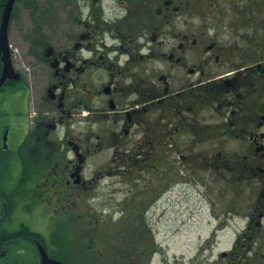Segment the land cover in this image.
<instances>
[{
    "label": "flooded vegetation",
    "instance_id": "obj_1",
    "mask_svg": "<svg viewBox=\"0 0 264 264\" xmlns=\"http://www.w3.org/2000/svg\"><path fill=\"white\" fill-rule=\"evenodd\" d=\"M23 20L32 69L11 52L0 89H43L1 126L0 264H154L175 186L213 222L181 264H264V0H13Z\"/></svg>",
    "mask_w": 264,
    "mask_h": 264
},
{
    "label": "rangeland",
    "instance_id": "obj_2",
    "mask_svg": "<svg viewBox=\"0 0 264 264\" xmlns=\"http://www.w3.org/2000/svg\"><path fill=\"white\" fill-rule=\"evenodd\" d=\"M26 27L27 26L24 20L23 22L14 21L11 24L8 38L12 52L16 53L17 56L20 54V56L23 57L24 67H27V71L30 72L32 69V59L27 54V48L29 45L25 40H22L23 35L29 31L30 28ZM30 83L32 85L31 88H29L27 84L24 86V88H22L21 84L19 83L16 85V87L4 86L2 89H0V135L2 124L9 123L11 121V118L14 114L13 107L15 106L16 102L22 103V106L25 110L26 108H29V99H31V101H33L35 104L34 108H36L38 96L42 93L43 88H34L33 82L31 80ZM83 125L84 124H81L80 126ZM10 140L11 139H9V142ZM10 146H13L11 142ZM156 190L158 191L159 189ZM250 190L253 195H255L257 192L254 187H252ZM95 192H97L99 199H97L96 195H93L94 197L91 202L88 203V205H90L92 208V212L97 213L100 212L98 207L99 204L97 203L100 202V199L103 196H120L117 189H107L104 184L103 187L101 186L100 188L95 189ZM165 194V197H167L168 201L166 202L164 199V202L161 203V207H159L156 214L157 219L155 221V226L162 234L158 236L164 247L162 252L165 251V256L171 262H178V264H181L183 260L196 253V248H198L197 244H199L203 238L207 239V237L205 238V235L208 232L207 230L212 227L213 222L209 221V218L203 210V207L200 208V205L196 206L194 204L195 200L192 193L189 194L187 200L188 202H185V196L179 186H175V188L171 190V193ZM243 202L244 201L241 200L236 201V203L233 205L234 208H237L238 210L245 208L246 204ZM186 205L189 206L190 210L185 213L184 208ZM162 209H167V212H165L166 214L163 216L160 214ZM97 219V222L94 221L93 217L91 222L81 221L77 224V228H79L80 232L76 231V234L74 237H72V241L76 243L79 246L78 248L82 249L83 251L86 250L84 247L88 242H90V240L94 241V246H99L98 242L101 239V236L86 233L87 228L93 230V228H96L95 225L97 224L99 225V228L102 229L104 226L108 225V223H106L101 216L98 215ZM240 225H242V222L238 220L236 226L239 227ZM232 239V234L229 233V231L217 236L219 248L225 247L228 244L230 245ZM262 242L263 239L260 238V240H258V244H264V242ZM159 256L158 259L156 258V262L157 264H162L161 261H164L162 259L163 257L160 258Z\"/></svg>",
    "mask_w": 264,
    "mask_h": 264
},
{
    "label": "water",
    "instance_id": "obj_3",
    "mask_svg": "<svg viewBox=\"0 0 264 264\" xmlns=\"http://www.w3.org/2000/svg\"><path fill=\"white\" fill-rule=\"evenodd\" d=\"M13 0H8L4 11L2 13V19L0 23V60L2 62V70L0 73V86L3 85L6 79H18L19 74L15 71L9 51V42H8V20L11 11ZM7 132L3 136V140H6ZM42 264H63L60 261H56L48 258L46 253L42 251Z\"/></svg>",
    "mask_w": 264,
    "mask_h": 264
}]
</instances>
